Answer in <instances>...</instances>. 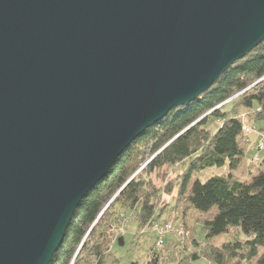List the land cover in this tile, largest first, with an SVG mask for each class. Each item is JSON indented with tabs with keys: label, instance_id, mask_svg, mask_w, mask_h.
<instances>
[{
	"label": "water",
	"instance_id": "obj_1",
	"mask_svg": "<svg viewBox=\"0 0 264 264\" xmlns=\"http://www.w3.org/2000/svg\"><path fill=\"white\" fill-rule=\"evenodd\" d=\"M264 41V0H0V264H50L123 151Z\"/></svg>",
	"mask_w": 264,
	"mask_h": 264
},
{
	"label": "trees",
	"instance_id": "obj_2",
	"mask_svg": "<svg viewBox=\"0 0 264 264\" xmlns=\"http://www.w3.org/2000/svg\"><path fill=\"white\" fill-rule=\"evenodd\" d=\"M215 121L220 124L212 126ZM245 123L256 128L258 145L264 129V41L197 100L172 109L123 151L81 201L50 264H105L108 230L115 219L124 225L129 217L138 226L136 235L150 232L155 239L146 262L128 264H195L202 257L209 264H264V169L247 180L234 173L251 146ZM256 154L253 164L264 166V157ZM178 165L183 169L172 176ZM224 166L223 175L200 177L207 168ZM164 195L172 199L163 205ZM179 207L185 216L187 209L215 212L195 222L192 237L185 221H178ZM165 222L188 235L170 232L158 248L154 226ZM224 234L225 241L213 243ZM190 238L199 248L194 252Z\"/></svg>",
	"mask_w": 264,
	"mask_h": 264
},
{
	"label": "rangeland",
	"instance_id": "obj_3",
	"mask_svg": "<svg viewBox=\"0 0 264 264\" xmlns=\"http://www.w3.org/2000/svg\"><path fill=\"white\" fill-rule=\"evenodd\" d=\"M220 122L215 121L212 126H218ZM250 141H251V146L249 148V151L246 153L245 157L242 160V164L236 169V174L243 180L249 179L250 175L253 173H257L259 168L262 167L264 169V166H260V163L253 164L252 159L256 152L258 153V149L256 150L257 147V134L251 133L249 135ZM260 157H264V150L260 151ZM258 162V161H257ZM183 167L181 165H178L174 168V173L172 171V176L176 175L179 173ZM167 172V171H166ZM170 172V170H169ZM228 172V169L224 167H211L207 168L204 170L201 174L200 177L202 179H208L212 176L215 175H223ZM171 173V172H170ZM164 176L159 177L163 178ZM167 179V176L165 177ZM160 180H156L158 183H160ZM163 200L161 204H165L166 202L171 201L172 197L170 195H164ZM187 214L181 215V208H178V211L180 212L178 221L182 220L185 221L186 226L190 229L192 237L194 235V224L195 222L199 220H203L205 218L210 217L215 211L213 210L210 213H203L200 214L193 209H187ZM173 215L171 214L168 216L169 219H173ZM174 220V219H173ZM176 222V221H175ZM178 223V222H176ZM112 225L114 229L110 228L108 230L109 233V239H110V245H111V250L110 254L108 255L105 264H128L132 260H138L142 263L146 262L149 259L150 250L152 249L154 245V236L148 235L150 234L147 233L145 236L141 235H136L138 233V226L135 221H133L132 217H129V220H127L126 223H123L119 221L118 219L113 221ZM201 229H202V223L199 222V227H198V237L201 235ZM173 234V233H172ZM228 237L227 234L217 236L215 237L212 241L214 244L219 245L225 239ZM192 240L187 241V244H189V250L192 252L196 251L198 246L192 243ZM236 261V260H231ZM195 264H209L207 259L202 257L200 258ZM215 264V263H214ZM243 264V263H242ZM245 264V263H244ZM249 264V263H247Z\"/></svg>",
	"mask_w": 264,
	"mask_h": 264
},
{
	"label": "built area",
	"instance_id": "obj_4",
	"mask_svg": "<svg viewBox=\"0 0 264 264\" xmlns=\"http://www.w3.org/2000/svg\"><path fill=\"white\" fill-rule=\"evenodd\" d=\"M243 129H244L246 134H251V133H254L255 131L257 132L254 125L249 124V123H245V125L243 126ZM258 132L260 135V140L258 142L257 149L260 152V151L264 150V129L260 130ZM258 160H259V154H256L253 157L252 162L254 163V162H257ZM112 229H114V227H112ZM154 230L157 234L156 247H158V248H160L163 245L166 236L170 232L177 231V233L181 236L182 235L183 236L188 235V231H186L180 227H175V224L172 222L157 223L154 226Z\"/></svg>",
	"mask_w": 264,
	"mask_h": 264
},
{
	"label": "crops",
	"instance_id": "obj_5",
	"mask_svg": "<svg viewBox=\"0 0 264 264\" xmlns=\"http://www.w3.org/2000/svg\"><path fill=\"white\" fill-rule=\"evenodd\" d=\"M258 139V138H257ZM234 173L236 174V170L234 171ZM237 175V174H236Z\"/></svg>",
	"mask_w": 264,
	"mask_h": 264
}]
</instances>
